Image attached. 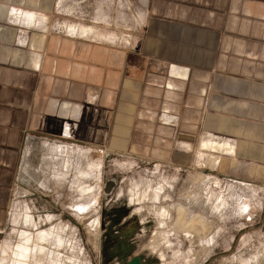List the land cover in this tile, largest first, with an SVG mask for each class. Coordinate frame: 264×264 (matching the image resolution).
Instances as JSON below:
<instances>
[{
  "label": "crops",
  "instance_id": "0c3cea01",
  "mask_svg": "<svg viewBox=\"0 0 264 264\" xmlns=\"http://www.w3.org/2000/svg\"><path fill=\"white\" fill-rule=\"evenodd\" d=\"M45 3L0 7V227L33 138L66 127L75 145L180 167L206 136L231 147L223 175L264 185V0H145L125 41L49 30Z\"/></svg>",
  "mask_w": 264,
  "mask_h": 264
},
{
  "label": "rangeland",
  "instance_id": "374dc122",
  "mask_svg": "<svg viewBox=\"0 0 264 264\" xmlns=\"http://www.w3.org/2000/svg\"><path fill=\"white\" fill-rule=\"evenodd\" d=\"M45 2L39 15L47 23L41 26L83 38L96 29L99 35L89 38L100 41L101 35L132 37L145 5V0ZM24 3L34 10L38 0H0V7ZM22 23L25 31L35 26ZM205 137L186 167L33 138L0 227V264H17L14 255L23 244L30 245V264H129L134 258L139 264H264V185H242L223 175L217 165L231 156L215 154L216 163L198 160ZM80 184L91 189L79 190ZM84 201L90 209L81 216L74 205ZM57 232L59 239L39 241L43 233ZM50 242L61 245L55 251Z\"/></svg>",
  "mask_w": 264,
  "mask_h": 264
},
{
  "label": "bare ground",
  "instance_id": "6f19581e",
  "mask_svg": "<svg viewBox=\"0 0 264 264\" xmlns=\"http://www.w3.org/2000/svg\"><path fill=\"white\" fill-rule=\"evenodd\" d=\"M32 16H31V21H32ZM78 37V36H77ZM60 149V148H59ZM58 151V150H57ZM207 152H211V155H208L207 154ZM231 152H232V150H231V147H230V145H228V144H226V143H222V142H219V141H213V140H209V139H202L201 140V145H200V152H199V157L198 158H200V159H204V160H206V161H211V162H213V163H216L217 162V160L216 159H213L212 158V156H214L215 157V154H219V153H223V154H225V155H227V156H231ZM212 153L214 154V155H212ZM233 153V152H232ZM206 163V162H205ZM82 178V177H81ZM79 181H81L80 179H79ZM81 182H85V181H81ZM85 184V183H84ZM84 184H80L79 185V187H78V189L79 190H81V189H84V191H89L90 189H91V187H84L83 185ZM83 191V190H82ZM78 203V202H77ZM76 203V205H74V208H75V211H76V213H78V215H85L88 211H89V203L86 201H84V202H80V203H78L77 204ZM26 236V235H25ZM53 236H57L58 237V239H59V237H60V234L57 232V234L56 233H50V234H42V235H40L39 236V241L41 242V243H47L48 244V242H49V239L51 238V237H53ZM31 238V237H30ZM52 239V238H51ZM27 241H28V243L30 244V239H27ZM59 241V240H58ZM54 242V241H53ZM60 242V241H59ZM52 242H50V245L52 246H54V250L55 251H57V249L59 248L58 247V245L60 246L61 244H51ZM32 244V243H31ZM28 246H30V245H28ZM28 246H25V244H23V245H21L20 247H18V253H16L15 255H14V259H15V262L17 263V264H30L29 263V261H28V259H29V256H28V254L30 253V251H31V249H30V247H28ZM50 249H53L52 247L50 248ZM40 250H44V247L43 248H41ZM50 251V250H49ZM49 254V253H48ZM58 255V254H57ZM17 259V260H16Z\"/></svg>",
  "mask_w": 264,
  "mask_h": 264
},
{
  "label": "built area",
  "instance_id": "2783aa9c",
  "mask_svg": "<svg viewBox=\"0 0 264 264\" xmlns=\"http://www.w3.org/2000/svg\"><path fill=\"white\" fill-rule=\"evenodd\" d=\"M61 28V27H60ZM59 28V29H60ZM54 30H56V29H54ZM58 30H56V32H57ZM59 32V31H58ZM62 32V31H61ZM65 34V33H64ZM62 141H65V143L64 144H66L67 142H72V136H71V131H70V129L68 128V127H66L65 128V131H63L62 132V134H61V137H60V139L59 140H53L52 142H58V143H60V142H62ZM72 144V143H71Z\"/></svg>",
  "mask_w": 264,
  "mask_h": 264
},
{
  "label": "water",
  "instance_id": "95a60500",
  "mask_svg": "<svg viewBox=\"0 0 264 264\" xmlns=\"http://www.w3.org/2000/svg\"><path fill=\"white\" fill-rule=\"evenodd\" d=\"M129 264H139V259L134 258Z\"/></svg>",
  "mask_w": 264,
  "mask_h": 264
}]
</instances>
